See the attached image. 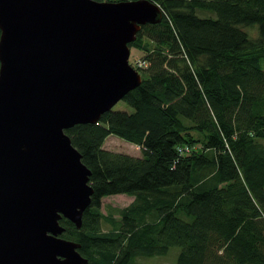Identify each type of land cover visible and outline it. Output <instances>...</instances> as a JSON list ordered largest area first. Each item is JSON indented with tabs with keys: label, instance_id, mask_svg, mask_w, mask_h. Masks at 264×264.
<instances>
[{
	"label": "trees",
	"instance_id": "16d2710c",
	"mask_svg": "<svg viewBox=\"0 0 264 264\" xmlns=\"http://www.w3.org/2000/svg\"><path fill=\"white\" fill-rule=\"evenodd\" d=\"M150 1L163 21L131 45L147 65L123 99L134 112L66 131L94 193L82 228L63 219L62 237L88 264H135L172 248L176 264H264V0ZM255 27L257 38L246 30ZM110 135L142 156L105 150ZM116 195L134 198L118 222L102 213Z\"/></svg>",
	"mask_w": 264,
	"mask_h": 264
},
{
	"label": "water",
	"instance_id": "95a60500",
	"mask_svg": "<svg viewBox=\"0 0 264 264\" xmlns=\"http://www.w3.org/2000/svg\"><path fill=\"white\" fill-rule=\"evenodd\" d=\"M162 21L150 0H0V264H88L62 237L94 193L66 131L141 86L131 45Z\"/></svg>",
	"mask_w": 264,
	"mask_h": 264
},
{
	"label": "rangeland",
	"instance_id": "374dc122",
	"mask_svg": "<svg viewBox=\"0 0 264 264\" xmlns=\"http://www.w3.org/2000/svg\"><path fill=\"white\" fill-rule=\"evenodd\" d=\"M123 2V1H122ZM127 2V1H124ZM249 35L253 38L258 37L257 27L246 29ZM141 52L137 48H131V57L130 64L133 68L137 69L135 60L138 59ZM114 112H126L132 114L134 109L129 106L125 101H120L114 108ZM104 149L114 152L130 155L132 157H141L142 156V147L131 144L118 136L110 135L105 143ZM134 201L133 198L127 195H116L110 196L103 199L102 203V213L104 215H113L115 221H119L120 217L117 213V210L128 207ZM102 228L105 232L111 231L113 226L110 223L103 222ZM180 253L179 248H172L166 256H158L154 258H139L136 260L135 264H176L178 255Z\"/></svg>",
	"mask_w": 264,
	"mask_h": 264
},
{
	"label": "built area",
	"instance_id": "2783aa9c",
	"mask_svg": "<svg viewBox=\"0 0 264 264\" xmlns=\"http://www.w3.org/2000/svg\"><path fill=\"white\" fill-rule=\"evenodd\" d=\"M135 62H136L137 68H142V67L147 66L146 63L142 59H140L139 57H138V59L135 60Z\"/></svg>",
	"mask_w": 264,
	"mask_h": 264
},
{
	"label": "crops",
	"instance_id": "0c3cea01",
	"mask_svg": "<svg viewBox=\"0 0 264 264\" xmlns=\"http://www.w3.org/2000/svg\"><path fill=\"white\" fill-rule=\"evenodd\" d=\"M132 198V197H131ZM134 199V198H133Z\"/></svg>",
	"mask_w": 264,
	"mask_h": 264
}]
</instances>
